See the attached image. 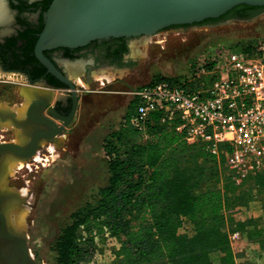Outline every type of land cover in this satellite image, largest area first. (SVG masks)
Segmentation results:
<instances>
[{
  "label": "trees",
  "instance_id": "trees-1",
  "mask_svg": "<svg viewBox=\"0 0 264 264\" xmlns=\"http://www.w3.org/2000/svg\"><path fill=\"white\" fill-rule=\"evenodd\" d=\"M136 115L133 98L104 140L107 183L96 203L71 214L56 243L58 264L88 263L97 239L106 237L119 243L117 264H214V252L220 264H236L228 216L262 197L264 172L237 183L224 156L217 159L206 142L189 144L177 122H162L156 111L141 128ZM186 220L192 227L183 231ZM247 225L264 252V226ZM239 229L247 231L243 224Z\"/></svg>",
  "mask_w": 264,
  "mask_h": 264
},
{
  "label": "rangeland",
  "instance_id": "rangeland-1",
  "mask_svg": "<svg viewBox=\"0 0 264 264\" xmlns=\"http://www.w3.org/2000/svg\"><path fill=\"white\" fill-rule=\"evenodd\" d=\"M258 39H264V11L249 21H232L217 27L161 30L153 35L133 38L130 40L132 61L129 68L101 69V73H93L95 77L90 82L84 81L80 74L81 82L74 77L80 84L77 85L78 93L87 102L81 115L62 132L67 136L59 144H51L50 151L39 146L36 155L30 159L6 156L5 160L10 162L7 165L2 162L0 192H15L21 197L5 204L3 210L7 222L12 231L27 236L30 252L39 264H58L56 243L64 227L71 222V214L85 203H96L99 199L98 191L109 177L104 140L119 128L133 99L132 91L161 76L169 79L191 77L195 61L208 51H214L221 43L242 45ZM139 41L145 49L137 55L133 47ZM71 73L76 72L71 70ZM196 85L197 80L189 83L191 88ZM27 87L28 83L21 78L2 77L0 104L17 108L28 106L32 97ZM7 111L14 112L17 117L24 116L14 110ZM0 120V142L13 139L15 142L19 133L10 129L8 123L15 126L13 129L19 128L12 120ZM19 137L22 138L20 143L27 140L21 134ZM46 142L44 139L40 143ZM15 158L24 163L14 166ZM228 217L229 233H241L232 244L236 264H264V252L260 244L248 236L249 225L246 226L248 221L264 226V194ZM240 224L245 225L247 231L240 230ZM191 227L192 223L186 220L182 230ZM95 245L96 249L86 264H117L115 250L119 243L116 239H97ZM212 259L214 264H220L221 254L214 252Z\"/></svg>",
  "mask_w": 264,
  "mask_h": 264
},
{
  "label": "built area",
  "instance_id": "built-area-1",
  "mask_svg": "<svg viewBox=\"0 0 264 264\" xmlns=\"http://www.w3.org/2000/svg\"><path fill=\"white\" fill-rule=\"evenodd\" d=\"M194 64L191 77L132 91L135 121L142 128L152 113L162 112V122H177L189 144L206 142L217 159L224 156L237 183L264 172V39L221 43ZM240 237V231L230 233L231 244Z\"/></svg>",
  "mask_w": 264,
  "mask_h": 264
},
{
  "label": "water",
  "instance_id": "water-1",
  "mask_svg": "<svg viewBox=\"0 0 264 264\" xmlns=\"http://www.w3.org/2000/svg\"><path fill=\"white\" fill-rule=\"evenodd\" d=\"M240 4L264 6V0H53L44 13L45 24L35 51L49 70L69 85L76 98L77 86L44 56V50L75 48L109 37L153 35L171 25L217 18ZM27 83L33 102L25 120L20 121L14 112L0 110L2 120L11 119L22 136L28 137L23 143H0V172L3 156L32 158L41 140H54L70 124L75 113L76 104L68 117H59L52 111L54 117L64 121V125L58 126L43 115L54 93L44 89V84L34 87ZM12 198L20 197L15 192H0V264H39L30 252L27 236L12 231L7 222L3 206Z\"/></svg>",
  "mask_w": 264,
  "mask_h": 264
},
{
  "label": "flooded vegetation",
  "instance_id": "flooded-vegetation-1",
  "mask_svg": "<svg viewBox=\"0 0 264 264\" xmlns=\"http://www.w3.org/2000/svg\"><path fill=\"white\" fill-rule=\"evenodd\" d=\"M52 1L3 0V5H1L3 8L0 7V79L13 76L29 82L34 87L46 85L42 87L52 91L54 96L52 103L43 111V115L55 121L58 126L64 125V121L54 117L52 111L59 117H68L72 114L76 104L73 119L69 125L64 127L62 131L64 132L81 115V109L85 107L87 100L78 92L75 98L69 85L53 74L36 54V43L45 24L44 13ZM263 11L264 6L240 4L217 18H208L191 24L171 25L162 30L217 27L232 21H249L261 16ZM143 36L145 35L103 38L93 40L85 46L46 49L43 53L57 70L67 76L76 86H79L80 84L71 73L72 69L78 70L81 78L90 82L95 77L93 73L96 71L101 73V69L129 68L132 61V56L129 55L130 40ZM32 102L33 99L29 102L24 116L17 117L16 115L20 121L25 120L27 110ZM66 136L61 133L54 140L47 141L45 144L39 143V146L50 151L51 144H59ZM13 140L0 143H12Z\"/></svg>",
  "mask_w": 264,
  "mask_h": 264
},
{
  "label": "bare ground",
  "instance_id": "bare-ground-1",
  "mask_svg": "<svg viewBox=\"0 0 264 264\" xmlns=\"http://www.w3.org/2000/svg\"><path fill=\"white\" fill-rule=\"evenodd\" d=\"M1 6V5H0ZM1 9H2V7H1ZM141 43L142 42H136V43H134V47H133V52L135 53V54H140L142 51H143V49H145V47L144 46H142L141 45ZM78 70H76V69H72V72H76L75 74H74V77H77V79H78V81L79 82H81V79L80 78H78L79 77V71L77 72ZM76 75V76H75ZM77 81V82H78ZM28 95V94H27ZM29 100V99H28ZM0 110L1 111H3V112H7V110H14L15 112H17V113H19L20 115H24V110L27 108V104L25 105V106H23V107H21V108H17V107H12V106H10V105H7V104H4V103H2V104H0ZM11 108V109H10ZM26 111V110H25ZM12 112V111H11ZM1 119V118H0ZM8 120V119H7ZM9 120H11V119H9ZM2 122H1V120H0V124H1ZM3 127V126H2ZM8 127L11 129L12 128V130H14V131H16L17 132V134H18V137L15 139V142H21V140H22V138L21 137H19L20 136V134H21V130H19V129H13V127L15 128V126H13L11 123H8ZM22 135V134H21ZM27 138V140H28V137H26ZM26 140V141H27ZM44 139H42L41 141H43ZM23 142V141H22ZM36 155V154H35ZM4 157H6V156H3L2 158H1V170H2V162H4L6 165L10 162V161H7V160H5L6 158H4ZM13 157H15V156H13ZM11 159V158H10ZM23 159V158H22ZM22 159H17V158H15V159H13L15 162H14V166L16 165V166H18V165H20V164H22V163H24L23 162V160ZM9 160V159H8ZM5 165V166H6ZM14 166L12 167V168H14ZM10 169V168H9ZM7 171V170H6ZM1 173V172H0ZM6 174V173H5ZM19 192H21V194L22 195H25V192L23 191V190H19ZM19 195V194H18ZM19 197H20V195H19ZM12 199H14V198H12ZM12 199H10V200H12ZM20 199H21V197H20ZM10 200H8V201H6L5 202V204L7 203V202H9ZM5 204H4V206H3V208L5 207ZM9 208V207H8ZM12 209V208H11ZM14 215V214H13ZM17 218V217H16ZM16 222V221H15ZM16 224V223H15ZM15 224H13V226L15 225ZM17 226V225H16ZM15 227V226H14ZM19 227V226H18Z\"/></svg>",
  "mask_w": 264,
  "mask_h": 264
}]
</instances>
